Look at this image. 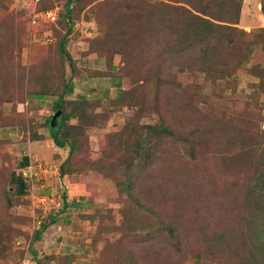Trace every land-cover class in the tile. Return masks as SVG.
I'll list each match as a JSON object with an SVG mask.
<instances>
[{"label": "rangeland", "instance_id": "374dc122", "mask_svg": "<svg viewBox=\"0 0 264 264\" xmlns=\"http://www.w3.org/2000/svg\"><path fill=\"white\" fill-rule=\"evenodd\" d=\"M55 1L63 5L67 0ZM128 1L72 0L70 5L73 26L67 49L72 56L81 57L84 40L89 38H96L100 49L117 54L120 48H131L135 37L132 48L142 47L138 51L144 55L131 78L119 65L128 77L123 100L91 103L85 111L91 117L87 125L71 120L58 132L69 131L73 136L69 142H74L75 150L69 155L67 145H54L43 124L51 113L49 98L44 102L31 101V96L25 99V84L15 70L40 62L30 59L46 58L49 36L53 34L54 43L66 31L67 22L60 16L52 27H33L26 23L32 0H0V264H33L28 262L33 252L43 264H194L193 252L203 245L195 235L203 218L200 211L216 202L218 186L231 191L243 186L236 184V170L245 167L249 158L238 159L236 154L248 139L258 140L255 135L264 133L261 0H243L239 28L252 35L238 39L232 47L237 60V50L249 46L248 60L226 69L225 78L213 87L201 84L191 104L159 88L155 75H146L154 68L150 65L156 66L154 50L148 51L145 45L152 24L147 15L136 21ZM160 1L187 0H139L138 5L149 4L145 14L153 16L150 8ZM141 77L148 81L142 83ZM179 79L195 85L204 83L205 76L186 74ZM121 92L111 90L110 95L117 100ZM160 122L171 127L176 137L153 141L155 158L136 171L130 198L120 183L130 177L128 164L137 157L125 147ZM24 157L44 165L47 174L38 176L33 186L26 184L24 194L16 196L10 180L21 173L24 177L26 168H19ZM61 168L64 176H60ZM175 186L180 188L177 194L172 190ZM139 204L155 210V217L141 212ZM49 221L34 240L40 223ZM168 227L187 233L184 240L178 237L180 245L166 236Z\"/></svg>", "mask_w": 264, "mask_h": 264}, {"label": "trees", "instance_id": "16d2710c", "mask_svg": "<svg viewBox=\"0 0 264 264\" xmlns=\"http://www.w3.org/2000/svg\"><path fill=\"white\" fill-rule=\"evenodd\" d=\"M138 1H128L132 7L128 3L127 7L134 12V15H137L136 21L147 19V17L150 19L152 29L145 45L146 49L148 47V51L154 50L156 63V66L150 65V67H154L153 70L149 69V72L144 74L155 75L156 85L159 88L170 90L174 97L184 98L191 104L204 85L213 87L217 80L225 78L226 69L238 68L244 60H248L249 46L244 45L242 49L237 50V52L239 51L237 60L232 49L234 45L238 44V39L252 35L251 31L239 28L243 0L160 1L153 3L150 8L153 16L145 14L146 11H149V4L138 5ZM71 3L72 0H67L63 5L55 0H42L36 4L37 12L48 11L55 6L59 7L57 21L54 24L41 23L40 26L52 27L62 16L67 22L66 31L58 37L57 33H54L56 36L54 43L51 33L48 44H53L48 46L46 58L30 59L32 63L40 62L33 67L17 66L15 69L21 78L22 85L25 84V99L27 96L52 97L51 114L44 118L43 124L48 128L54 145L58 148H65L67 145L69 155L75 150L74 142H69L73 136L69 131H65L61 135L58 133L66 127L65 124L71 120H77L79 125H85L86 121L91 118L85 113L91 103L105 104L124 99L126 88L122 91V97L117 100L108 97L110 82L112 87L122 85L126 87V78H128L121 73V67H119L116 75L119 76V80H124L125 83L113 82L114 78L110 76L113 58L116 56L120 58V66L122 64L123 69L131 78L134 74L132 72L138 70L139 61L144 55V53L139 55L138 50L142 47L140 49L139 47L132 48L135 37L131 38L133 39L131 48H120L119 51H115L117 54H110L105 49H100L96 38H89L84 40L86 49L81 52V57L77 59L72 56L67 49L69 33L73 26V20L69 18ZM260 5L264 15V0H261ZM29 12L30 10H28V15ZM25 14H27V9ZM26 23L29 25L30 22ZM126 34V32L123 33V36ZM125 40H128L127 36ZM93 54L95 59L90 60L89 56ZM102 60L105 63L106 72L99 70ZM196 73L204 74V83L197 82L195 85H190L183 83L180 79L177 80L179 76L184 77L186 74L194 75ZM11 74L14 76V73ZM17 75L15 74V76ZM67 75H69L68 80L66 79ZM86 75L88 76L86 80L91 87L90 97L87 98L85 94H79L73 101L65 100L66 95L72 94L74 91L73 79L78 78L81 82L84 80L87 83L84 79ZM138 80H141L142 83L148 81L145 77ZM201 84H203L202 88ZM87 85L88 83L83 86ZM96 88L100 89L102 99L95 96ZM18 98L22 100L21 97ZM24 101L20 103H24ZM57 111H61L59 124L55 128H50L51 118ZM128 128L129 126H126L124 130L128 131ZM255 136L258 137V140L251 142L248 139L247 145L236 154L238 159L249 158L245 167L240 166L236 170L238 176L236 184H242V188L231 191L221 185L218 186L216 202H209L206 208L199 210L203 213V218L201 225H196L199 229L195 231V235L198 234L203 245L200 251L193 252L194 264H264V133L260 132V136L257 134ZM136 137L137 140L134 139L130 146L127 144L125 149L133 152L137 159L128 164L127 169L130 172V177L120 183L121 191H124L130 198L132 195L129 192L135 186L136 171L147 167L155 158L157 145H153V141L160 142L166 137L175 138L176 132L160 122L148 126L145 137H141V135H136ZM138 158L141 160L138 161ZM67 160L64 162L66 163ZM29 164L28 157H24L19 168L25 169ZM64 175V168H61L60 176ZM12 176L10 183L14 188L13 193L16 196H21L24 194L26 184L28 186L31 184H28L22 173ZM172 188L175 194L180 192L178 186ZM7 193L11 195L10 191ZM63 200L66 201L64 194ZM135 202L137 203L136 200ZM65 206L69 205L66 203ZM73 206H78V204H73ZM138 206L141 212L151 217L155 215L156 211L150 206L141 204ZM50 222L40 223L34 240L40 238ZM146 226H148L146 228H150L149 225ZM184 233H186L184 230L183 233H180L177 228L168 227L166 236L180 245L178 237L181 236L184 240ZM30 257L33 264H43L36 259L34 252Z\"/></svg>", "mask_w": 264, "mask_h": 264}, {"label": "crops", "instance_id": "0c3cea01", "mask_svg": "<svg viewBox=\"0 0 264 264\" xmlns=\"http://www.w3.org/2000/svg\"><path fill=\"white\" fill-rule=\"evenodd\" d=\"M242 18H243V15H241V18H240L241 22H243ZM248 24H251V23L249 22ZM89 59L90 60L95 59V55L93 54V55L89 56ZM119 65H120V58L118 56H116V57L113 58L112 63H111L110 76H112L114 78L113 82L116 81L117 83L120 82L121 84H123V83H125V81L121 80V79L119 80L118 79L119 76L116 75V73L119 70ZM99 70L101 72H106V66H105V63H104L103 60L101 61L100 65H99ZM113 75H115V76H113ZM87 77L88 76L86 75V78H84V79L86 80ZM73 82H74L73 83V85H74L73 90L74 91H73L72 94L66 95L65 100L73 101V100H75V97L77 95H79V94H85L87 98L90 97V88L91 87L89 86V82L88 81H87V83H88L87 86H83L84 84H87V83H85L84 80L81 82L80 79H78V78H74ZM92 88L94 89L95 87H92ZM124 88H125V86H123V85L119 86V87H112L111 82H110V85H109V96L108 97L110 99H112V97L110 95L111 90H116L117 89V90L123 91ZM102 89H104V88H102ZM94 94H95V96H97L98 99H102L103 98L102 93H100V89L99 88H96V92ZM47 98H49V102H50V106L49 107H51V105H52L51 103H52L53 99L50 96H47V97H44V98L31 96V101H34V102H39L40 101V102H42L44 99H47ZM50 114H48V116ZM48 116H45V117H48ZM49 135H50V133H49Z\"/></svg>", "mask_w": 264, "mask_h": 264}, {"label": "built area", "instance_id": "2783aa9c", "mask_svg": "<svg viewBox=\"0 0 264 264\" xmlns=\"http://www.w3.org/2000/svg\"><path fill=\"white\" fill-rule=\"evenodd\" d=\"M40 1H42V0H32L31 9L29 12V19H30V23L33 27L36 25L38 26V24L40 25L41 23L54 24L57 21V15L59 12V7L55 6L51 10L37 12L36 4ZM46 174H47V170L45 169L44 165H42L41 163H38L35 165V164L30 162L28 167L25 169L23 175H24V178H26V180L28 181V183L31 184V186H33L35 183V180L37 179L38 176H41V178H42V176H45ZM40 188L41 189L44 188L43 183H41ZM33 198L37 199V201L40 199V197L37 198L35 195L33 196ZM42 200H44V199H42ZM31 261L32 260L29 259L28 262L32 263Z\"/></svg>", "mask_w": 264, "mask_h": 264}, {"label": "water", "instance_id": "95a60500", "mask_svg": "<svg viewBox=\"0 0 264 264\" xmlns=\"http://www.w3.org/2000/svg\"><path fill=\"white\" fill-rule=\"evenodd\" d=\"M60 116H61V111H57L54 113V115L52 116L51 121H50V125H49L50 128H55L58 126Z\"/></svg>", "mask_w": 264, "mask_h": 264}]
</instances>
